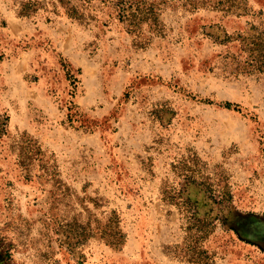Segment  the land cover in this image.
<instances>
[{"label":"rangeland","instance_id":"rangeland-1","mask_svg":"<svg viewBox=\"0 0 264 264\" xmlns=\"http://www.w3.org/2000/svg\"><path fill=\"white\" fill-rule=\"evenodd\" d=\"M111 1L0 0L1 264H264L234 231L264 240V0H147L139 33ZM188 181L232 196L202 243Z\"/></svg>","mask_w":264,"mask_h":264},{"label":"trees","instance_id":"trees-1","mask_svg":"<svg viewBox=\"0 0 264 264\" xmlns=\"http://www.w3.org/2000/svg\"><path fill=\"white\" fill-rule=\"evenodd\" d=\"M90 2L92 0H84ZM113 10L117 14L119 20L122 23H126L132 32L142 31L144 24H150L151 26H156L158 21L157 11L155 9V4L150 3L147 0H115L111 1ZM70 15L76 14L74 8L69 9ZM264 33H259V35L252 38L250 41L247 40L243 44L246 45L247 59L242 63H238L239 70H243L248 73H262L264 74ZM236 61H238L236 59ZM240 65V66H239ZM226 109H237L239 105L226 102L221 105ZM7 124L0 123V138L5 135ZM34 148V142L32 144ZM28 149L26 148V151ZM204 186V188H203ZM196 184L195 182L188 181L183 189L176 191L177 198H180L184 205L192 208L193 213L190 217L188 224V229L197 227L199 237L196 238V242H201L207 239L210 232L208 230L214 229L217 223L223 220L222 213L227 209L232 212V204L229 205L231 201V194L225 189L220 188L219 191L208 190L209 186L204 184ZM206 187V188H205ZM197 188V189H195ZM173 198H176L173 195ZM236 234L245 242L252 246H259L264 248V240L260 239H249L247 235L239 232L237 228L234 229ZM250 237V236H249ZM100 239H102L107 245L113 248H122L126 243L127 236L120 228V219L118 215L114 212L109 220L108 226L105 231L101 233ZM202 243V242H201ZM199 244V243H198ZM196 244V255L190 256L189 262L195 264H209V255H206V251L200 249V244ZM198 245V247H197ZM76 262L80 264L84 262V255L78 253ZM1 264V262H0Z\"/></svg>","mask_w":264,"mask_h":264}]
</instances>
